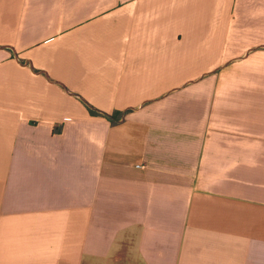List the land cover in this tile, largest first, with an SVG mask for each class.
Segmentation results:
<instances>
[{
	"label": "crops",
	"instance_id": "obj_1",
	"mask_svg": "<svg viewBox=\"0 0 264 264\" xmlns=\"http://www.w3.org/2000/svg\"><path fill=\"white\" fill-rule=\"evenodd\" d=\"M0 264H264V0H0Z\"/></svg>",
	"mask_w": 264,
	"mask_h": 264
}]
</instances>
